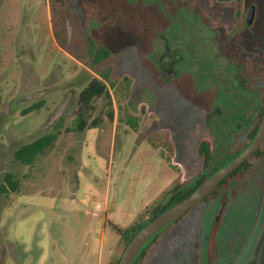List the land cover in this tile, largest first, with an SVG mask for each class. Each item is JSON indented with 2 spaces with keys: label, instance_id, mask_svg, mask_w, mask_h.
<instances>
[{
  "label": "rangeland",
  "instance_id": "374dc122",
  "mask_svg": "<svg viewBox=\"0 0 264 264\" xmlns=\"http://www.w3.org/2000/svg\"><path fill=\"white\" fill-rule=\"evenodd\" d=\"M185 7L212 18L219 10L220 44L230 32L238 49L264 61V0H0V264H117L125 245L114 226L150 219L163 193L192 185L204 172L201 140L220 159L225 145L245 141L244 126L225 144L214 140L206 125L214 105H192L184 75L165 80L159 67L172 18L184 38ZM204 22L195 33L208 32L211 19ZM87 35L111 50L108 59L93 64ZM222 47L219 54H235ZM104 72L115 84L129 78V93L111 90L113 120L105 98L95 99L100 126L73 131L80 92ZM61 118L50 150L32 165L15 160ZM8 173L16 192L2 190ZM162 241L154 264H264V162L193 208Z\"/></svg>",
  "mask_w": 264,
  "mask_h": 264
},
{
  "label": "flooded vegetation",
  "instance_id": "af4514ba",
  "mask_svg": "<svg viewBox=\"0 0 264 264\" xmlns=\"http://www.w3.org/2000/svg\"><path fill=\"white\" fill-rule=\"evenodd\" d=\"M214 13L212 18L213 14L209 16L203 9L195 12L185 7L184 38L183 32L179 31V20L172 18L173 33L170 37L162 36L164 52L160 56L159 67L165 80L184 75V99L186 92L190 91L192 105H214L206 118L208 134L225 144L232 136H238V129L243 126L247 135L251 133L262 107L264 111V61L253 51L238 49L235 37L228 35L230 32L220 44L219 29L225 21L219 10ZM205 17L211 19L208 34L195 33V23H205ZM236 17L240 18V15L236 14ZM217 45L232 47L235 54L225 53L227 50L224 49V53L219 54ZM209 60L217 70L208 66ZM181 64H184V69L179 68ZM225 147L223 156L229 151V147Z\"/></svg>",
  "mask_w": 264,
  "mask_h": 264
},
{
  "label": "trees",
  "instance_id": "16d2710c",
  "mask_svg": "<svg viewBox=\"0 0 264 264\" xmlns=\"http://www.w3.org/2000/svg\"><path fill=\"white\" fill-rule=\"evenodd\" d=\"M86 48L87 55L92 58L94 65L102 63L111 55V50L106 45L99 43L91 35H87ZM117 86L122 92L128 94L130 87V79L125 77L123 82H118V84H115L110 80L109 73L104 72L101 74L100 77H93L88 82V84L82 89L79 94V106L76 113L73 131L83 132L86 129L96 128L100 126V123L103 119L100 117L93 118V115L96 111V105L94 101L97 98H105L106 106L109 108L106 112V116L110 120L114 119V104L111 90L117 88ZM43 103V100L34 102L26 108L25 112L28 113L33 110L40 109L43 106ZM262 115L263 107L256 122V125L254 126L251 133L247 135L245 141L241 144L239 148H237L236 150L229 148L228 154L226 155L225 159H220L216 157L212 145L208 140H201L198 145V153L203 158L204 172L197 178V180L192 185L183 186L176 191L172 189L171 191H169V194L163 193L164 200L161 204L153 208V214L150 219L136 221L126 228L114 226L115 231L120 235V238L124 245L126 246L129 241L139 232V230L143 228L149 221H151L157 215L170 208L172 205H174L176 202H178L185 196L189 195L204 180L210 166L211 174H213L225 164H227L229 161H231L236 155L241 153L245 148H247L257 134ZM128 121L132 126L137 127L138 120L136 118L130 117ZM62 123L63 118H61L58 122L53 125L52 130L50 132H47L42 136L32 140L31 142L25 143L20 146L14 152L15 160L19 161L24 165L34 164L35 161L40 156L44 155L48 150H50L55 144V142L58 140L59 136L62 133ZM225 150L226 147L224 148V152ZM166 159L171 164V159L168 157ZM213 159L215 160L213 161ZM259 161L264 162V144L248 160L242 163L225 180H223L202 202H206L209 199H218L221 192H223L229 187L234 186L235 184H238L240 181L246 178ZM4 180L5 182L2 186V190L5 193H8L10 191H18V180L12 173L6 174ZM189 213L190 211L178 221L169 224L162 231L156 234L140 251L133 264H154V252L158 247L163 244L162 240L165 237L171 235L174 231V227L179 224V222L184 219Z\"/></svg>",
  "mask_w": 264,
  "mask_h": 264
},
{
  "label": "water",
  "instance_id": "95a60500",
  "mask_svg": "<svg viewBox=\"0 0 264 264\" xmlns=\"http://www.w3.org/2000/svg\"><path fill=\"white\" fill-rule=\"evenodd\" d=\"M255 8L251 7L246 22L251 24L254 19ZM264 144V111L257 134L253 141L231 161L211 174V166L204 180L187 196L176 202L170 208L149 221L125 246L117 264H133L144 246L160 231L171 223L178 221L186 213L199 205L223 180L235 169L248 160ZM215 159H213L214 161ZM212 161V162H213ZM211 162V163H212ZM210 163V164H211ZM176 191V189H174ZM224 208V202L219 206L216 220L219 221Z\"/></svg>",
  "mask_w": 264,
  "mask_h": 264
}]
</instances>
